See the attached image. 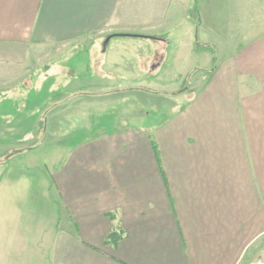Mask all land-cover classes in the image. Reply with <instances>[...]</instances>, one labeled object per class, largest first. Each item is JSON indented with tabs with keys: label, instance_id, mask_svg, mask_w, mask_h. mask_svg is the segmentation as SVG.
Instances as JSON below:
<instances>
[{
	"label": "crops",
	"instance_id": "crops-1",
	"mask_svg": "<svg viewBox=\"0 0 264 264\" xmlns=\"http://www.w3.org/2000/svg\"><path fill=\"white\" fill-rule=\"evenodd\" d=\"M223 1L205 10L202 26L225 35L226 47L203 85L157 116L150 107L161 95L108 83L116 74L144 73L136 55L151 52V44L184 45L189 54V0L171 11L188 21L182 31L162 0H0V140L12 141L0 154L37 151L40 143L26 145L39 134L32 124H51L55 113L59 128L51 135L66 139L79 121L77 106L87 102L92 110L76 133L87 136L54 150L51 166L27 165L33 177L17 167L0 172V187L10 181L24 196L45 203L46 195L49 208L57 206L46 264L264 258V0ZM157 28L181 34L133 37H153ZM81 56L88 63L73 66ZM87 73L104 83L92 88L82 81ZM7 204L1 191L0 212ZM112 232L120 239L106 243Z\"/></svg>",
	"mask_w": 264,
	"mask_h": 264
},
{
	"label": "rangeland",
	"instance_id": "rangeland-1",
	"mask_svg": "<svg viewBox=\"0 0 264 264\" xmlns=\"http://www.w3.org/2000/svg\"><path fill=\"white\" fill-rule=\"evenodd\" d=\"M162 1H167V4L171 3L168 11L169 15L181 22L183 15L178 14L174 17L175 15L171 11L174 4L180 5L179 2H184L185 0ZM228 1L229 0H227V3ZM222 2L224 3L225 1L220 0V4L224 5ZM233 3L234 0H232V4ZM220 4L219 0H189V54L187 50H185V52L183 51L184 45L176 44L173 47V45L166 46L165 43L151 44V52L143 51V49L140 50V54L136 55L138 58L137 62L140 63V69H142L141 64L145 67L144 73L138 72L136 75L128 76L116 74L117 76L116 78L114 77V81L108 83V85L115 88L119 86L121 88L128 86L131 88H144L145 90L152 91V93L155 92L156 95H161L162 98L160 97L155 101V106L150 107L151 115L166 116L172 110H175V106L177 105L175 103L176 97L186 93L189 97L190 91L203 85L204 78L208 76V72H210L215 65L218 54L226 47L227 42L225 35H217L213 29L209 31L202 26L205 10L207 9L208 12H212L213 9H216ZM240 6H242V4ZM178 8L181 9L180 6H178ZM165 16L167 15L165 14ZM170 16H167L166 21L170 19ZM166 21H162L163 25L167 24ZM179 22H177L176 27H179V29L181 28L180 30L182 31L185 29V26H187L188 21H183L181 24ZM164 27L162 28L164 29ZM179 29H172L169 31L170 29L160 30L157 28L152 31L153 35H150L153 37L141 35L133 37L164 39L165 37L160 35L165 36L166 34L167 36L170 35L169 37H174L181 34ZM204 42H210L211 45H205ZM191 43H193V47ZM162 58L165 59L162 70L158 72L156 70L157 67L155 70H152L158 63H161ZM80 59L81 61L74 60L72 65L82 64V66H84V64L88 63L87 56H81ZM101 79V77L94 78V76L88 73L82 76V81L92 88H94V81H98V85L103 84L104 82L101 81ZM61 93L62 92L59 94L61 95ZM39 99L40 95H38L37 100L34 102H40L38 101ZM179 100H181V98H179ZM129 103H131V101ZM140 107H142V105H140ZM45 110L47 109H43V112ZM124 110L126 109L124 108ZM89 112H92V110L87 102H82L81 109L77 106L75 115H77L76 118H78L79 121L72 127L69 126L71 130L67 133L68 136L66 139H58L57 136L52 137L51 135L56 133L57 128H59L57 117L54 116L56 113L51 115V120L53 122L51 124H32L33 127L36 128V131L39 130V134L35 135V138L30 141L29 145H26L30 147L40 143V146L42 145L41 148L39 147L37 151H33V153L29 155L12 156L9 154V156H7L8 154H0V172L4 173L7 170L10 172L17 167L18 173L24 175L29 174L30 177H33L35 170L32 168L36 166L43 167L44 165L51 166L50 164L56 162L58 159L57 155L52 153L54 150L60 151V149H62L60 147L64 145H66V150H68L72 145L79 142L78 139L87 136L85 132L80 135L76 133H79V129L81 131L87 126ZM33 119L36 122H40L41 120L39 116H35ZM45 127H47V130L52 129L53 133L46 135L45 139H42V129ZM74 136H76L75 139ZM36 137L41 138L37 139ZM11 142L10 139L5 141L0 140V150L3 144H11ZM27 165L33 167L27 168ZM49 171V173H51V169ZM1 179L0 177V180ZM8 179H11L10 176H8ZM31 179L34 181L36 176L34 179ZM10 184L12 183L9 181L0 187V197L2 191L3 194H7L8 198V204L4 205L5 209L2 207L4 210L2 209L0 212V264H46L48 252L47 245L51 242L50 230L52 228L53 217L56 215L55 213H57V206L54 207V209H50V204L47 202L49 196L44 195L46 201L44 203L40 197L35 199L29 195L24 196V191L20 190V188H22L21 186H15V189H13L12 187L10 188ZM28 190L31 189L28 188ZM28 200H31L32 205L28 203ZM49 201L52 204H56L52 198L49 199Z\"/></svg>",
	"mask_w": 264,
	"mask_h": 264
},
{
	"label": "trees",
	"instance_id": "trees-1",
	"mask_svg": "<svg viewBox=\"0 0 264 264\" xmlns=\"http://www.w3.org/2000/svg\"><path fill=\"white\" fill-rule=\"evenodd\" d=\"M120 237H121V235H120L119 233L112 232V233L108 236V238H107V240H106V243H110V242H112V243H116V242L120 239Z\"/></svg>",
	"mask_w": 264,
	"mask_h": 264
},
{
	"label": "water",
	"instance_id": "water-1",
	"mask_svg": "<svg viewBox=\"0 0 264 264\" xmlns=\"http://www.w3.org/2000/svg\"><path fill=\"white\" fill-rule=\"evenodd\" d=\"M113 37H114V36H109V37H107V39L105 40L104 45H103V51H104V52L106 51V49H107V47H108V45H109V43H110V41L112 40Z\"/></svg>",
	"mask_w": 264,
	"mask_h": 264
},
{
	"label": "built area",
	"instance_id": "built-area-1",
	"mask_svg": "<svg viewBox=\"0 0 264 264\" xmlns=\"http://www.w3.org/2000/svg\"><path fill=\"white\" fill-rule=\"evenodd\" d=\"M249 264H264V258H256L252 260Z\"/></svg>",
	"mask_w": 264,
	"mask_h": 264
}]
</instances>
